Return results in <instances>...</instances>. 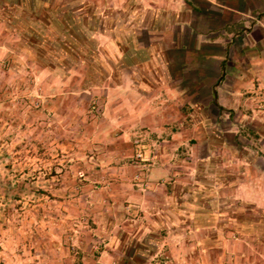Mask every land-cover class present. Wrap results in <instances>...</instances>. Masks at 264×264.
<instances>
[{
	"label": "rangeland",
	"instance_id": "rangeland-1",
	"mask_svg": "<svg viewBox=\"0 0 264 264\" xmlns=\"http://www.w3.org/2000/svg\"><path fill=\"white\" fill-rule=\"evenodd\" d=\"M44 1L22 3L41 9L50 5L51 10L71 4L63 10L73 37L59 34L62 27L56 24L47 29L36 22L29 28L25 20L15 19L5 25L10 13L0 11V264H264L263 101L254 108L259 124L240 123L235 115L224 119L216 101L196 108L190 126L195 138L183 155L170 157L184 172L179 180L195 183L193 194L200 193L204 183L206 193L213 195V181L221 172L224 181L246 178L249 186L242 202L234 201L240 195L224 190L227 201L220 210L225 215L200 221L174 220L165 206L157 222L160 227H153L161 235L134 237L128 248H120L122 243L117 250L110 247L112 229H129L126 222L113 225L115 220L109 219H115L114 213L128 214L131 187L146 189L148 183L141 174L146 170L136 169L133 155L143 143L135 124L138 102L128 104L131 97L138 101L137 94L127 89L123 107V93L109 97L108 89L153 81L149 71L142 70L145 64L154 69L150 55L158 63L160 58L162 63L174 58L173 44L151 41L146 33L137 35L155 27L162 33L170 14L144 9L138 0L124 11L102 7L103 14L91 20L104 0ZM77 5L90 14L74 15L72 6ZM263 16H258L262 23ZM199 96L197 103L206 102L203 92ZM249 125L261 135L244 134L235 141L237 148L233 133L225 131L237 134L239 126ZM224 143L226 148L251 152L224 153L219 151ZM208 145L212 152L205 161ZM244 166L253 170L246 172ZM250 198L260 200L259 206ZM144 222L156 224L151 218ZM205 223L210 230L203 228Z\"/></svg>",
	"mask_w": 264,
	"mask_h": 264
},
{
	"label": "crops",
	"instance_id": "crops-1",
	"mask_svg": "<svg viewBox=\"0 0 264 264\" xmlns=\"http://www.w3.org/2000/svg\"><path fill=\"white\" fill-rule=\"evenodd\" d=\"M17 1L1 0L0 11L3 13L6 10L10 13L8 19L3 20L5 25L11 26L12 20L19 19V21L25 20L29 28L36 26L38 21L34 16L37 15L40 7L35 8L28 3L25 5L21 3L18 7L5 5L16 4ZM133 1L138 0H104L103 5H96L93 17L90 15L91 20L97 18V13L103 14L102 7L115 12L123 8L124 11ZM135 4L137 3L134 2ZM138 4L144 9L165 10L167 14H170L171 22L164 24V27L161 25L162 33L157 32L159 30L155 27L147 32H139L137 35L146 33L151 41L163 40L171 43L177 54L174 58L169 56L168 60L164 59L163 63L161 58V62L158 63L156 58L151 59L154 56H149L150 61L155 60V67L153 69L151 64L149 68L145 64L142 65V70L149 71L153 81L145 79L137 84L131 82L130 86L120 84L108 89L109 97H114L115 93H123L122 101L128 95L129 88L130 94H137L138 101L131 97L128 104L132 106L138 102L140 113L135 124L141 128L138 136L142 137L143 143L134 148L133 155L140 152L147 157L142 162L137 161L136 169L146 170L141 174L142 180L148 183L146 189L139 188L137 185L131 187L132 190L127 194L126 200L129 202L128 214L123 211L114 213L115 219H109L115 220L113 225L126 222L129 229L128 232L112 229L113 240L109 245L114 250H117L121 243L120 248H128L127 245L134 242V237L146 235L148 237L145 238H151L154 233L161 235L158 231L155 232L156 229L153 227L164 215L161 213H164L162 208L165 206L169 209L167 213L169 211L174 214V220L200 221L204 218L210 220L211 217L225 215L224 210H220L221 204L227 201L224 200L227 195L222 196L224 190L229 191L231 195L234 193L235 196L240 195V197L236 196L234 201L242 202V194L249 186L244 184L246 178L238 179L236 182H232L233 179L224 181L221 178L223 176L221 172L220 177L213 181L214 191H216L213 195L206 193L207 187L204 183L199 188L200 193L193 194L191 187L195 183L179 180L182 171H179L176 161L170 160V157L174 154L183 155V149H186L188 142L195 138V129L191 130L190 126L195 122L193 117L196 108L210 107L212 101H216L223 111L224 119L227 120L231 115H235L240 123H243V120H249L250 123L259 124L256 121L257 115L254 108L260 104V101L264 103V22L258 19L259 15H264V0H139ZM66 5L71 7V4L66 3L52 9L50 11L52 18L56 19L59 13L65 11L63 9ZM72 7L77 17L85 14L84 7L78 5ZM88 13L84 15L85 18L90 14ZM137 44L139 48L144 49L139 39ZM156 56L159 57V55ZM200 92H203L206 97L204 103L196 102L201 98ZM109 104L113 105V103ZM122 106L127 107V103L124 101ZM239 129L237 134V130L225 131L233 133L232 144L236 147L235 141H240L244 134L261 135L259 130L257 131L251 125L247 128L239 126ZM203 135L207 137L205 133ZM147 148L149 149L146 150ZM205 149L207 155L203 160L206 161L211 156L212 149L209 145ZM219 151L251 152L248 148L242 150L226 148L225 143ZM261 156L264 158V154ZM144 166L146 169L143 168ZM244 169L246 172L253 170L247 166H244ZM263 172L264 169L261 173L264 174ZM240 175L242 176V172ZM262 178L264 180V175ZM162 180L169 181L164 185L160 182ZM254 186L252 185V188ZM261 186H264V181ZM249 200L259 206L260 200L254 198ZM146 218H151L156 224L146 226L144 222ZM207 224L205 223L203 228L210 230ZM157 227L160 226L157 225ZM188 228L191 229V226Z\"/></svg>",
	"mask_w": 264,
	"mask_h": 264
},
{
	"label": "trees",
	"instance_id": "trees-1",
	"mask_svg": "<svg viewBox=\"0 0 264 264\" xmlns=\"http://www.w3.org/2000/svg\"><path fill=\"white\" fill-rule=\"evenodd\" d=\"M22 2H23V0H18L16 4H5V5L6 6L9 5V6H16V7H18V6L21 5ZM28 2L29 3H31V2L34 3V0H28ZM42 2H46V1L42 0ZM47 6H48V8L46 7L45 9H43V8L41 9L40 8L37 11V15L34 16L35 19L38 21V23H40V24L41 23H44V26H47L48 25L47 26V29L50 28V27L53 28L55 26L54 24H56V25L62 27L60 29V32L61 33L62 32H65V33H67V36L68 37H73L71 35V33H69V31H71V30H69L71 28V26H70V22L68 21V19L65 16V14H66L65 11L59 13V16L56 19H53L52 18V13L50 12L51 11V7H49L50 5H47ZM74 40H77V38L75 39V37H74ZM63 45H66L67 46V44H63ZM62 50H67V49H66V47H63Z\"/></svg>",
	"mask_w": 264,
	"mask_h": 264
},
{
	"label": "built area",
	"instance_id": "built-area-1",
	"mask_svg": "<svg viewBox=\"0 0 264 264\" xmlns=\"http://www.w3.org/2000/svg\"><path fill=\"white\" fill-rule=\"evenodd\" d=\"M135 144H138V141H135ZM142 157H143V155H142V153H140V152H137V153H135V155H134V158H135L137 161H143ZM143 168L146 169L145 166H144Z\"/></svg>",
	"mask_w": 264,
	"mask_h": 264
}]
</instances>
